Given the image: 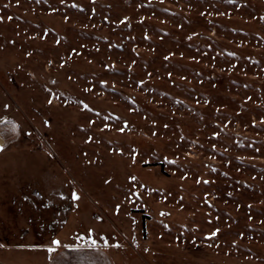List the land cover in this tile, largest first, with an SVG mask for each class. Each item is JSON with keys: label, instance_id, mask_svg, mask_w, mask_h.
Wrapping results in <instances>:
<instances>
[{"label": "rangeland", "instance_id": "1", "mask_svg": "<svg viewBox=\"0 0 264 264\" xmlns=\"http://www.w3.org/2000/svg\"><path fill=\"white\" fill-rule=\"evenodd\" d=\"M0 139L20 147L0 157L6 241L95 239L115 264H264V0H0ZM23 147L75 186L70 213L25 204L34 230L12 197L50 165ZM6 241L0 264L52 254Z\"/></svg>", "mask_w": 264, "mask_h": 264}, {"label": "crops", "instance_id": "2", "mask_svg": "<svg viewBox=\"0 0 264 264\" xmlns=\"http://www.w3.org/2000/svg\"><path fill=\"white\" fill-rule=\"evenodd\" d=\"M20 147H14L9 150L0 151V157L6 153H15L19 152L18 149ZM23 149L34 151L37 153V157L40 160H44L48 166L50 165L49 171V178L46 180L44 186L41 184L32 186V189H25V187L20 184L18 185V196H13L12 202L18 208V213L20 217H23L25 221H28L31 229H36V225L42 224V222L34 221V218L30 213L26 210V205L29 204L30 206L38 209L45 206H52L56 204H66L67 209H69L68 213H70L71 209L75 206L74 198L72 197L75 186L72 183V180L69 181V177L64 173L62 166L57 162L55 156L42 150L40 148H33V147H23ZM17 150V151H16ZM19 155L15 153L14 156ZM52 168V170H51ZM16 186V185H15ZM14 195V194H13ZM24 204V207H23ZM57 206V205H56ZM67 221V218H61L59 222L56 224L59 226H63ZM30 232V233H29ZM26 232V235H33L31 231ZM11 235V234H10ZM5 235L1 236L0 234V243L1 241H6L4 239ZM67 240V237H65ZM64 238V239H65ZM59 240L62 241L61 238L57 233L47 234L46 238H37L36 240L29 242V243H21V242H10L9 240L6 241L2 246L7 247L8 249L18 248V247H29V248H47L48 250L51 248L53 249L50 255L49 261L46 264H98V260H101L100 264H115L113 258L107 253L104 252L103 249L105 246L103 245H75V244H66V245H73L74 247H66V245H56L53 241ZM70 249H77V251H71ZM50 252V251H49ZM73 261V262H72Z\"/></svg>", "mask_w": 264, "mask_h": 264}, {"label": "snow or ice", "instance_id": "3", "mask_svg": "<svg viewBox=\"0 0 264 264\" xmlns=\"http://www.w3.org/2000/svg\"><path fill=\"white\" fill-rule=\"evenodd\" d=\"M9 19H11V17H9ZM6 107H7V105H6ZM85 107L87 108L88 107V105H85ZM18 128V125H16L15 124V122H13V130H15V129H17ZM123 129H121V131H122ZM3 147H4V145L3 144H0V150H3ZM133 179H135V177H133ZM218 231V230H217ZM215 233H213V235H214ZM53 243L54 244H56V245H59L60 244V241L59 240H55V241H53ZM96 243H97V241L95 240V239H92V241H91V245L90 246H96ZM105 243H107V241H105ZM66 247H74L73 245H66ZM117 247H119V245H117ZM53 249H49V251H52Z\"/></svg>", "mask_w": 264, "mask_h": 264}, {"label": "bare ground", "instance_id": "4", "mask_svg": "<svg viewBox=\"0 0 264 264\" xmlns=\"http://www.w3.org/2000/svg\"><path fill=\"white\" fill-rule=\"evenodd\" d=\"M7 129H8V128H7ZM15 131H16V130H15ZM5 141H6V140H5ZM0 144H3L2 141H1V139H0Z\"/></svg>", "mask_w": 264, "mask_h": 264}]
</instances>
